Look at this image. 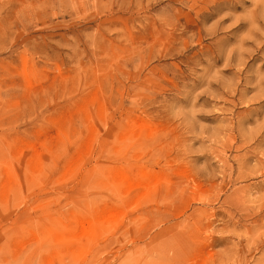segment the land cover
<instances>
[{
	"label": "rangeland",
	"instance_id": "1",
	"mask_svg": "<svg viewBox=\"0 0 264 264\" xmlns=\"http://www.w3.org/2000/svg\"><path fill=\"white\" fill-rule=\"evenodd\" d=\"M0 264H264V0H0Z\"/></svg>",
	"mask_w": 264,
	"mask_h": 264
}]
</instances>
